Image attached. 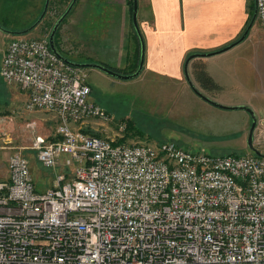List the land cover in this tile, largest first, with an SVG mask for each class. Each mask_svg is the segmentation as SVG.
<instances>
[{
	"label": "built area",
	"instance_id": "2783aa9c",
	"mask_svg": "<svg viewBox=\"0 0 264 264\" xmlns=\"http://www.w3.org/2000/svg\"><path fill=\"white\" fill-rule=\"evenodd\" d=\"M254 4L264 32V0ZM0 77L27 94L28 113L56 120L54 137L31 145L41 167H74L37 192L28 160L10 156L0 264H264V157L121 142L125 125L89 132L87 121L110 120L47 38L11 40Z\"/></svg>",
	"mask_w": 264,
	"mask_h": 264
},
{
	"label": "rangeland",
	"instance_id": "374dc122",
	"mask_svg": "<svg viewBox=\"0 0 264 264\" xmlns=\"http://www.w3.org/2000/svg\"><path fill=\"white\" fill-rule=\"evenodd\" d=\"M254 2L247 1V20L232 43L242 36L250 23L254 14ZM3 7L4 1L1 3V8ZM65 9L66 6H62L59 12ZM50 16L55 23L58 17L53 12ZM61 26L58 31L61 49L70 56L77 55L79 49L85 52L84 48L78 46L83 44L82 40L74 43L65 31L60 34ZM45 32V26L39 25L17 38L49 39V32ZM15 36L3 35L1 32L0 50L16 39L13 38ZM134 37L137 49L140 43L136 34ZM221 55L218 57L226 60L214 66L212 81L203 71L189 77L197 90L210 100L227 107L246 106L253 110L256 125L252 146L264 154V32L257 18L245 40ZM76 60L80 61L82 58ZM135 61L136 56L129 68H117L110 64L106 66L116 69L122 75H129L136 69ZM225 70L228 71V76ZM83 73L87 76L86 82L91 89L88 101L99 106L110 120L107 124H102L93 119L81 126L87 127L91 133L111 138L125 125L123 133L124 137H128L126 141L129 143L155 145L174 142L184 149L210 155L253 154L247 146L252 125L248 113L222 110L204 102L191 91L183 76L181 79H171L151 74L144 68L140 76L133 80H119L97 69H83ZM7 93L8 86L0 77V165L4 168L10 154L21 153L28 160L36 191L44 192L50 188L57 174H68L74 167L60 165L55 168L56 171L41 167L31 145L36 136L53 133L56 120L50 114L28 113L24 105L7 102ZM66 158L61 156L60 162ZM5 172L0 171V178Z\"/></svg>",
	"mask_w": 264,
	"mask_h": 264
},
{
	"label": "crops",
	"instance_id": "0c3cea01",
	"mask_svg": "<svg viewBox=\"0 0 264 264\" xmlns=\"http://www.w3.org/2000/svg\"><path fill=\"white\" fill-rule=\"evenodd\" d=\"M247 1L137 0V24L145 46L144 70L181 79L188 56L217 51L236 39L247 20ZM132 8V0H76L61 26L60 34L65 31L74 43L82 40L83 46H78L84 48L85 52L79 49L81 54L77 52V55L70 56L63 50L65 58L76 63L110 64L117 68L133 65L137 41L132 24ZM5 50L6 47L0 50V67ZM218 56L193 59L188 65L189 75L203 71L212 81L214 66L226 60ZM78 58L82 60H76ZM7 94V102L25 106V92L8 86ZM55 130L45 136L52 139ZM11 155L4 168L0 165V171H6L0 181L8 178Z\"/></svg>",
	"mask_w": 264,
	"mask_h": 264
},
{
	"label": "water",
	"instance_id": "95a60500",
	"mask_svg": "<svg viewBox=\"0 0 264 264\" xmlns=\"http://www.w3.org/2000/svg\"><path fill=\"white\" fill-rule=\"evenodd\" d=\"M132 1H133L132 24H133L135 33H136L137 38H138L139 43H140V58H139V63H138L137 70L134 73L129 74V75H125V74L122 75V74L117 73L114 70L106 67L105 65L96 64V63H76V62H73V61H70V60L66 59L61 53H59L56 50L55 45H54V39H55L56 32L58 31L60 25L62 24L64 19L67 17L69 12L71 11V9H72L74 3L76 2V0H72L71 3L69 4V6L67 7V9L64 11V13L55 21V23H54V25H53V27H52V29L50 31V34H49V47H50V50L60 60H62L64 63H66V64H68V65H70L72 67L80 68V69H97V70L102 71V72L108 74L109 76L114 77V78L119 79V80H133V79H136L137 77L140 76V74H141V72L143 70V67H144L145 46H144V41H143L142 35H141L140 31H139L138 24H137V0H132ZM48 4H49V0H45V4H44V8H43L42 14L38 18V20L33 24V26L31 28H29L28 30H26L24 32H20V33H10L8 31L3 30L0 27V31H2L4 33H7V34H13V35H16V36H20V35L28 33L31 29L35 28L42 21V19L44 18L45 14L47 12ZM255 20H256V7H254V14H253V17H252L250 23L248 24V26L245 29V31L242 34V36L237 41H235L234 43H232V44H230V45H228V46H226V47H224L222 49H219V50L211 52V53L192 54V55L188 56L186 58L185 62H184V65H183V77H184L185 81L187 82V84H188L189 88L191 89V91L198 98L203 100L204 102H206V103H208V104H210V105H212V106H214L216 108L222 109V110H228V111L241 110V111H245L246 113H248L251 116L252 125H251L250 131H249V134H248V138H247V146H248L249 150L254 155H256L258 157H264V154H262L260 151H258L257 149H255L252 146V135H253V131H254V128H255V125H256V115L253 112V110L250 109L249 107H246V106L227 107V106H223V105H221L219 103H216V102L210 100L209 98H207L206 96H204L203 94H201L197 90V88L192 83V81H191V79L189 77V73H188V65H189L190 61H192L193 59L209 58V57L217 56V55H220V54H223V53L229 51L230 49H232L235 46H237L240 43H242L245 40V38L247 37V35H248L249 31L251 30V28L253 27Z\"/></svg>",
	"mask_w": 264,
	"mask_h": 264
},
{
	"label": "trees",
	"instance_id": "16d2710c",
	"mask_svg": "<svg viewBox=\"0 0 264 264\" xmlns=\"http://www.w3.org/2000/svg\"><path fill=\"white\" fill-rule=\"evenodd\" d=\"M3 1L5 2V7L1 8V3ZM71 1L72 0H49L47 13L45 14L44 18L37 26L44 25L46 29L45 33H48V32L50 33L54 25V22L51 19L50 13L53 12L55 16L59 18L64 12V11L59 12L60 8L62 6L64 7L66 6V9H67ZM44 4H45V0H0V27L3 30L8 31L10 33H20V32H24L28 30L29 28L33 26V24L38 20V18L42 14ZM130 5H132V2H130ZM48 18H50L51 20H48ZM64 21L62 22V24L64 23ZM58 31L56 32V35H55L54 45H55L56 50L64 56V53L61 52L60 50L61 47H60V42H59V37H58ZM135 56H136L135 67L137 69L139 58H140V44L136 49ZM74 61L76 60L74 59ZM136 69L133 72H135ZM117 73L121 74V72H118V71ZM95 135H98V134H95ZM127 138L128 137L125 136L124 139L121 140V142H125Z\"/></svg>",
	"mask_w": 264,
	"mask_h": 264
},
{
	"label": "flooded vegetation",
	"instance_id": "af4514ba",
	"mask_svg": "<svg viewBox=\"0 0 264 264\" xmlns=\"http://www.w3.org/2000/svg\"><path fill=\"white\" fill-rule=\"evenodd\" d=\"M255 1V0H254ZM254 7H255V4H254ZM48 9V8H47ZM47 13V12H46ZM61 26V25H60ZM50 34V33H49ZM60 42V41H59ZM61 50V49H60ZM63 50H61V52H62ZM248 116H249V118H250V120H251V123H252V119H251V116L248 114Z\"/></svg>",
	"mask_w": 264,
	"mask_h": 264
}]
</instances>
